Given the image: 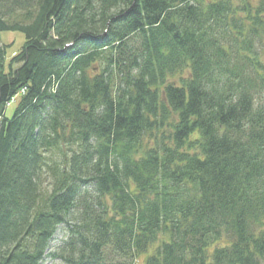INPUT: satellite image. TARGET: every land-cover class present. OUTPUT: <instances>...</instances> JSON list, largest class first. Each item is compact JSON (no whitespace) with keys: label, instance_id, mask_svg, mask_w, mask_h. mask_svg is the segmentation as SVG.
Here are the masks:
<instances>
[{"label":"trees","instance_id":"1","mask_svg":"<svg viewBox=\"0 0 264 264\" xmlns=\"http://www.w3.org/2000/svg\"><path fill=\"white\" fill-rule=\"evenodd\" d=\"M3 31L0 264H264V0H0Z\"/></svg>","mask_w":264,"mask_h":264},{"label":"rangeland","instance_id":"2","mask_svg":"<svg viewBox=\"0 0 264 264\" xmlns=\"http://www.w3.org/2000/svg\"><path fill=\"white\" fill-rule=\"evenodd\" d=\"M24 34L20 31H3L0 32V42L6 45V55L7 58L17 53L23 46L24 43ZM16 107V102H11L10 105H7L5 109V115L10 117ZM62 238V232H57L54 236V240L51 243L55 244ZM51 250L47 251V254L43 260V264H61L60 261L56 258L50 256ZM136 264H144V256L142 255L136 262Z\"/></svg>","mask_w":264,"mask_h":264},{"label":"built area","instance_id":"3","mask_svg":"<svg viewBox=\"0 0 264 264\" xmlns=\"http://www.w3.org/2000/svg\"><path fill=\"white\" fill-rule=\"evenodd\" d=\"M22 93V92H21ZM12 100H14V98H12Z\"/></svg>","mask_w":264,"mask_h":264}]
</instances>
